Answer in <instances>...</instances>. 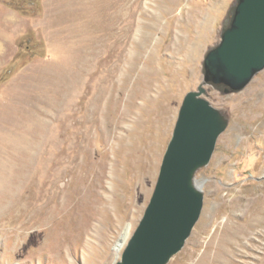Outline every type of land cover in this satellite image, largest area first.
I'll return each instance as SVG.
<instances>
[{
  "label": "rangeland",
  "instance_id": "374dc122",
  "mask_svg": "<svg viewBox=\"0 0 264 264\" xmlns=\"http://www.w3.org/2000/svg\"><path fill=\"white\" fill-rule=\"evenodd\" d=\"M57 1L0 0V163L6 168L0 180V264H114L120 258L154 188L182 99L202 81L204 54L220 40L235 0H118L113 11L124 19L125 33L118 27L111 38L115 56L102 114L91 98L105 76H91L87 64L74 63L61 73L66 33L56 23ZM80 40H69V47L77 48ZM101 52L103 47L88 58ZM202 97L224 124L209 161L193 173L203 200L198 220L166 264H264V68L238 91L224 94L205 86ZM158 98L166 108L161 136L149 157L144 194L137 196L129 151L153 139ZM88 104L94 118L89 143L81 139L86 130L78 123ZM33 115L44 121L40 130L29 123ZM96 119L105 125L102 137ZM32 136L38 146L23 157L15 146ZM17 162L24 170L13 185ZM41 183L49 189H39ZM48 198H70L77 206L57 221L56 213H48L52 207L57 212L55 202L43 213ZM226 227L240 228L227 242Z\"/></svg>",
  "mask_w": 264,
  "mask_h": 264
},
{
  "label": "water",
  "instance_id": "95a60500",
  "mask_svg": "<svg viewBox=\"0 0 264 264\" xmlns=\"http://www.w3.org/2000/svg\"><path fill=\"white\" fill-rule=\"evenodd\" d=\"M263 68L264 0H235L204 54L202 81L182 99L148 203L115 264H166L180 251L203 204L193 173L209 161L224 124L202 97L205 86L238 91Z\"/></svg>",
  "mask_w": 264,
  "mask_h": 264
},
{
  "label": "bare ground",
  "instance_id": "6f19581e",
  "mask_svg": "<svg viewBox=\"0 0 264 264\" xmlns=\"http://www.w3.org/2000/svg\"><path fill=\"white\" fill-rule=\"evenodd\" d=\"M56 2V1H55ZM57 5L56 8L61 11L60 12V18L58 20H56L57 24H60L62 30L66 33V38H64V42L60 44V46L63 48V52L66 54L65 57L63 56L62 58V62L61 64L64 66L62 67L63 74H66V66H68L70 63H74L75 65L77 64H82L83 66L87 64V73L91 76H98L99 74L105 76L106 81L104 84H102L99 87V93L98 95H96L95 93V97L93 96L91 98L92 100L96 99V109L97 112L99 114L102 111L103 105H102V100L104 98L105 93L108 91V78H110L111 74H112V70H111V62H112V58L115 56V51L113 48V42L111 40V38L113 36H115V32H117L116 30L118 29V27L120 28V30L122 29L120 27V25L123 23L124 19H121L119 16V12L117 10L113 9L115 7H117V2L118 0H58L57 1ZM120 2V1H119ZM53 3V2H52ZM46 4V3H45ZM53 5V4H52ZM54 6V7H55ZM55 14V13H54ZM50 15V14H49ZM200 15V14H199ZM125 18V17H124ZM51 19V18H50ZM128 21V20H127ZM205 27V26H203ZM122 33H125L124 30H121ZM80 37L81 40L78 42V51L77 52L75 50H73L72 48L69 47L68 42L71 39ZM123 40V39H122ZM199 42V41H198ZM77 43V42H76ZM115 45V44H114ZM104 48V52H101L100 54L97 55L96 58L90 59L88 58V56H93L96 53V50L98 48ZM76 48V49H77ZM191 51V50H190ZM195 53V52H194ZM118 56V55H117ZM69 62V63H68ZM68 64V65H67ZM91 64V65H90ZM74 66V65H73ZM72 67V66H71ZM85 67V66H84ZM80 68V67H79ZM89 68V69H88ZM52 69V68H51ZM75 69V68H74ZM82 69V68H81ZM79 70V69H78ZM84 70V69H83ZM82 70V71H83ZM77 71V70H76ZM80 71V70H79ZM85 71V70H84ZM59 72V71H58ZM69 72V71H68ZM72 74V72H70ZM75 73V72H74ZM79 73V72H78ZM81 73V71H80ZM85 73V72H84ZM85 73V74H87ZM167 73V72H166ZM77 74V73H76ZM82 74V73H81ZM73 75V74H72ZM100 75V76H101ZM81 76V75H80ZM88 76V75H87ZM70 77V76H69ZM99 77V76H98ZM102 77V76H101ZM100 77V78H101ZM62 78V77H61ZM79 79V78H78ZM86 79V77L84 78ZM82 80V79H81ZM80 80V81H81ZM103 81V80H102ZM101 81V82H102ZM60 82V81H59ZM66 82V81H65ZM84 82V81H83ZM78 83V82H77ZM86 85V83H81L79 85V88L81 89V94H86L85 92H87L86 88L84 87ZM161 95V94H160ZM158 97V96H157ZM162 98V97H161ZM242 98V97H241ZM152 102V101H151ZM153 103V102H152ZM247 104V103H246ZM154 110L153 113L156 114V122L157 124L155 125V132L153 133V139L148 141L145 144H141V145H137L134 144L133 148L131 151H129V157H130V163H129V170L132 172V178H136L137 179V196H141L144 194V189H145V182L147 180V176L149 175V157L153 155L154 153V148H155V144L157 142V140L160 138L161 134V114L163 115V113H165L166 108L164 106V104L162 103L161 99L158 98L155 102H154ZM249 105V104H248ZM262 105V104H260ZM235 106V105H234ZM244 107V106H241ZM264 107L261 106V108ZM92 108V107H91ZM91 108L89 109V104L87 106V110H86V115L84 118L80 119L78 121L79 125L82 127V125L84 126V129L86 130L85 135L81 137L82 140L86 141L87 143L90 142L91 140V130L92 126L94 125V118L89 117L91 114ZM251 109V108H250ZM150 110V109H148ZM170 110V109H169ZM152 113V112H151ZM167 113V112H166ZM170 113V112H169ZM166 116V115H165ZM29 120L33 126H35L36 130H40L42 128V126L44 125V121L40 118V116L38 115H33L29 117ZM104 120V119H103ZM97 122V127L99 126V135H101L104 130L103 128H105V125L103 124L102 120L100 119H96ZM143 123V122H142ZM30 124V125H31ZM154 125V124H153ZM32 126V127H33ZM152 127V124L150 125ZM31 127V128H32ZM34 128V127H33ZM39 132V131H38ZM37 132V133H38ZM95 132V131H94ZM36 133V134H37ZM35 134V133H34ZM39 134V133H38ZM149 135V134H148ZM38 136V135H37ZM37 136H32V140H25V142L23 143V145L17 144L15 146V148L17 149L16 151H19V154L21 156H30L34 153V150L37 148L38 146V139ZM78 136V134H77ZM102 137V135H101ZM42 138V137H41ZM17 142L22 141L21 138H17L16 139ZM40 141V140H39ZM76 145V144H75ZM125 145V144H124ZM123 145V146H124ZM73 146V145H72ZM122 146V147H123ZM126 146V145H125ZM157 146V144H156ZM130 147V146H129ZM90 148V147H89ZM126 148V147H125ZM68 149V148H67ZM74 149V148H73ZM85 148H83L84 150ZM127 149V148H126ZM72 150V149H70ZM130 150V148H129ZM157 150V149H156ZM63 151V150H62ZM66 151V150H65ZM64 151V152H65ZM72 151H76L72 150ZM64 154V153H63ZM155 154V153H154ZM72 155V154H71ZM67 156V155H66ZM65 156V157H66ZM153 157V156H152ZM67 158V157H66ZM65 158V159H66ZM152 159V158H151ZM18 161V160H17ZM20 161V160H19ZM68 160H66L65 162H67ZM23 162V161H21ZM64 162V163H65ZM69 164H71L72 162H74V160H69ZM88 162V161H87ZM153 162V161H152ZM90 164V163H89ZM68 165V164H67ZM73 165V164H72ZM152 165V163H151ZM3 164L0 163V170H2L0 172V180H3L4 177V173L6 171V168H2ZM5 166V164H4ZM78 164L76 166H72L75 170L77 168ZM71 167V168H72ZM88 167V165H87ZM151 167V166H150ZM35 168V166H34ZM33 167H31V170L33 169ZM67 168V167H65ZM96 168V164L95 167ZM101 168V167H100ZM127 168V167H126ZM154 168V165H153ZM152 168V170H153ZM70 169V167L68 168ZM67 169V171H68ZM151 169V168H150ZM24 170V163H20L17 162L16 165L13 168V185L18 183V180L21 178V174L22 171ZM74 170V171H75ZM79 170V169H78ZM70 173V172H69ZM94 173V171H93ZM92 174V173H90ZM96 174V172H95ZM92 176V175H91ZM47 179V178H46ZM89 179V178H88ZM78 180V179H77ZM75 181V180H74ZM2 182V181H1ZM76 182V181H75ZM12 183V182H11ZM116 184V183H115ZM84 185V183H83ZM91 186V185H90ZM74 187V186H73ZM41 190H48L49 187L46 186L45 183H41L40 188ZM40 190V191H41ZM62 190V189H61ZM69 191V190H68ZM51 192V191H50ZM56 192V191H55ZM62 192V191H61ZM52 193V192H51ZM63 193V192H62ZM74 193V192H73ZM83 193V192H82ZM119 193V192H118ZM70 194V193H69ZM57 195H59L57 193ZM74 195V194H73ZM78 195V193H77ZM135 195V194H134ZM76 196V195H75ZM73 196V197H75ZM77 197V196H76ZM129 197V196H127ZM134 198V197H133ZM43 199V198H42ZM57 199V198H56ZM54 198H48V199H44L42 202V208H43V213H47L49 211L50 206H52V203L56 204V210L57 212L54 211L53 207L50 209V212H48L49 214L51 213V215H53L54 213H56L57 215V221H61L62 219H68L67 217H70V211L71 209H75V205L77 206V204H75L73 199H67L62 200L60 202H58V200H56ZM80 199V198H79ZM82 200V199H80ZM35 202V201H34ZM134 202V200H133ZM140 202V201H139ZM33 203V202H32ZM82 205V204H81ZM124 205V204H123ZM132 205V203H131ZM54 206V205H53ZM253 206V205H252ZM250 207V206H249ZM80 208V207H79ZM123 208V207H122ZM132 209V207H130ZM129 208V209H130ZM41 209V208H40ZM125 209V208H124ZM123 209V210H124ZM131 209L129 211H131ZM250 209V208H249ZM252 210V208H251ZM255 210V209H254ZM122 211V209H121ZM41 212V210H40ZM42 213V214H43ZM124 213V212H123ZM121 214V213H120ZM129 214V213H128ZM127 214V215H128ZM80 215V214H79ZM129 216V215H128ZM52 216H47L48 220L51 218ZM79 217V216H78ZM119 217V216H118ZM78 219V218H77ZM127 219V218H126ZM29 221V220H28ZM39 221V220H38ZM76 221V220H75ZM77 222V221H76ZM104 223H108L109 222V217L107 215H104V219H103ZM45 224V222H44ZM49 224V223H48ZM50 225V224H49ZM56 226V224H54ZM128 225V224H127ZM28 226V225H26ZM34 226V225H32ZM52 226V225H51ZM64 223H63V228H64ZM45 227V225L43 226V228ZM48 227V226H47ZM128 227V226H127ZM59 228V227H58ZM57 228V230H58ZM73 228V227H72ZM55 229V228H54ZM124 229H126L124 227ZM230 229V228H229ZM240 229V228H239ZM237 227L231 228L230 230L226 228H224V235H223V241H226L229 237V239H231V236H235V233H238ZM41 230V229H40ZM39 231V230H38ZM55 231V230H54ZM62 231V230H61ZM125 231V230H124ZM43 232V231H42ZM59 232V231H57ZM67 232V231H66ZM71 232V229H70ZM80 232V231H79ZM39 233V232H38ZM37 233V234H38ZM44 233V232H43ZM46 233V232H45ZM50 233V232H49ZM55 233V232H54ZM77 233V232H76ZM122 233V232H121ZM47 234V233H46ZM57 234V233H56ZM49 235V234H47ZM58 235H60L58 233ZM72 235V234H71ZM228 236V237H227ZM44 237V236H43ZM62 237V236H61ZM71 237V236H70ZM69 237V238H70ZM81 237V236H80ZM63 238V237H62ZM68 238V239H69ZM47 240V239H46ZM49 240V239H48ZM55 240V239H53ZM57 240V239H56ZM118 240V239H117ZM120 240V239H119ZM59 241V240H58ZM64 241V240H63ZM128 241V240H127ZM44 242V241H43ZM54 242V241H52ZM227 242V241H226ZM48 243V242H47ZM46 243V244H47ZM50 243V242H49ZM55 243V242H54ZM66 243V242H64ZM76 243V242H75ZM127 243V242H126ZM45 244V243H44ZM52 244V243H51ZM67 244V243H66ZM104 244V242H103ZM220 244V243H219ZM53 245V244H52ZM59 245V244H58ZM57 245V246H58ZM43 246V245H41ZM55 246V245H54ZM65 246V245H64ZM68 246V245H67ZM78 246V245H77ZM106 246V245H105ZM125 246V245H124ZM222 246V245H221ZM51 247V246H50ZM53 247V246H52ZM59 248V247H58ZM58 248L56 247V249L58 250ZM70 248V247H69ZM124 248V247H123ZM38 249V248H37ZM41 249V248H40ZM55 249V250H56ZM66 249V248H65ZM97 249V248H96ZM101 249V248H100ZM61 250V249H59ZM98 253H99V248L97 249ZM123 250V249H122ZM32 251V250H31ZM101 251V250H100ZM103 251V250H102ZM223 251V250H222ZM62 252V251H61ZM60 252V253H61ZM64 252V251H63ZM122 252V251H121ZM58 253V252H57ZM93 253V252H92ZM95 253V252H94ZM101 253V252H100ZM64 254V253H63ZM56 255V254H55ZM68 255V254H67ZM96 255V254H95ZM94 255V256H95ZM121 255V254H120ZM59 256V255H57ZM102 256V255H101ZM119 260V259H118ZM117 260V261H118ZM116 262V261H115ZM115 264V263H114Z\"/></svg>",
  "mask_w": 264,
  "mask_h": 264
}]
</instances>
